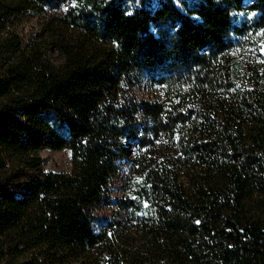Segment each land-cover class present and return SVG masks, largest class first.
<instances>
[{"label": "trees", "instance_id": "1", "mask_svg": "<svg viewBox=\"0 0 264 264\" xmlns=\"http://www.w3.org/2000/svg\"><path fill=\"white\" fill-rule=\"evenodd\" d=\"M62 7L64 62L0 71V237L34 251L10 264H264V58L234 54L264 0H0V31Z\"/></svg>", "mask_w": 264, "mask_h": 264}, {"label": "rangeland", "instance_id": "2", "mask_svg": "<svg viewBox=\"0 0 264 264\" xmlns=\"http://www.w3.org/2000/svg\"><path fill=\"white\" fill-rule=\"evenodd\" d=\"M65 12L64 7L58 10L49 8L37 11H21L13 14L5 30L0 31V71L4 70L13 62L19 52L13 54L12 48L19 46L20 52L34 51L42 55V59H47L54 65L64 62V55L55 45L52 37L51 27L53 20ZM241 16L244 24V32L239 35L234 54L238 58H264V27L257 28L252 22V14L243 13ZM10 49V50H9ZM139 95H147L146 92ZM38 155L43 160L42 170L44 172H71L73 169V159L71 150L42 149ZM13 234L0 237V264H10L28 259L34 252L27 243H17ZM78 264V263H75ZM86 264H89L87 262ZM218 264V263H217Z\"/></svg>", "mask_w": 264, "mask_h": 264}, {"label": "snow or ice", "instance_id": "3", "mask_svg": "<svg viewBox=\"0 0 264 264\" xmlns=\"http://www.w3.org/2000/svg\"><path fill=\"white\" fill-rule=\"evenodd\" d=\"M198 223V222H197Z\"/></svg>", "mask_w": 264, "mask_h": 264}]
</instances>
